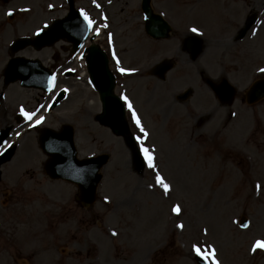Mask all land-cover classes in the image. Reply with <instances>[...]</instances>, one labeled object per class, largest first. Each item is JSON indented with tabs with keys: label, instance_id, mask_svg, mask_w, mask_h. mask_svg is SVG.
<instances>
[{
	"label": "rangeland",
	"instance_id": "1",
	"mask_svg": "<svg viewBox=\"0 0 264 264\" xmlns=\"http://www.w3.org/2000/svg\"><path fill=\"white\" fill-rule=\"evenodd\" d=\"M161 1L153 0L152 6L166 13L174 32L184 36L189 28H196L203 36V75L212 80L226 77L236 88L234 101L230 105L216 104L204 83L195 77V64L186 60L177 62L178 68L171 79L180 76L183 86L193 89L187 106L191 117L179 129L175 128L173 119L161 121L160 126L168 131L170 142L161 137L167 143L159 147L161 155L149 154L155 170L144 162L143 170L137 172L122 138H116L97 122L100 110L97 94L77 72L71 78L59 79L50 94L23 89L17 84L8 86L0 100V129L6 125L16 129L10 139L16 153L1 168L0 264H196L194 247L207 255L209 264L213 259L216 264H264L261 254L264 250L253 251L257 241L264 242V101L253 106L241 101L250 83L264 76L259 71L264 68V48L259 47L261 53L253 55L254 48L249 47L251 39L248 38L251 33L246 34L242 43L233 41L247 15L256 14L257 21L262 22L264 2L257 9L253 0H169L166 5ZM47 2L60 8L53 15L41 17L40 0H11L9 5L0 1V73L8 58L2 50L14 37L31 34L42 22L66 13L63 0ZM75 3L79 7L85 4L84 0ZM48 5L43 2L42 9L46 10ZM138 5L139 0H112L111 5L105 6L115 37L116 32L124 29L121 24L125 15L120 19L119 10L124 8L123 14L127 15L136 11ZM22 6H28L30 12L17 11L15 19L7 22L6 11ZM94 23V31L100 32L101 26ZM103 39L101 36L89 44H102L104 48ZM120 39L123 42L122 35ZM176 45L177 41L172 40L159 43L154 47V60L173 57ZM19 55L39 59L46 66L52 62L51 50H27ZM140 61V66H144L147 58L144 56ZM62 86L69 89V95L54 111L47 113L54 92ZM137 101L140 105L141 100ZM21 109L35 113L25 127L15 123L17 116L22 117ZM40 118L42 122L34 130L32 125ZM206 118L211 120L205 124ZM22 121H25L23 117ZM195 121L202 123L198 126ZM63 124L74 128L79 157L105 152L110 155L109 163L101 170L96 202L88 209L76 203L74 186L51 181L42 172L45 156L38 149V131L58 130ZM130 125L128 122L127 132H137ZM150 125L155 135V124ZM200 128L207 130V134L197 133L194 143L199 144L188 148L187 155L181 154L180 158L181 174L191 177L187 183L189 188L172 193L174 183L169 172L185 144L182 139ZM138 136L143 142V135ZM148 144L138 145V149L155 151L153 141ZM190 168L197 169L199 177L202 176L199 181L194 180L198 178L195 174L190 175ZM157 175L169 186L167 198L156 182ZM12 190L11 204L4 206L5 193ZM173 207L180 209L179 214L173 213ZM242 216L249 221L244 230L238 228ZM177 224L183 227L177 228ZM112 232L116 235H111Z\"/></svg>",
	"mask_w": 264,
	"mask_h": 264
},
{
	"label": "water",
	"instance_id": "2",
	"mask_svg": "<svg viewBox=\"0 0 264 264\" xmlns=\"http://www.w3.org/2000/svg\"><path fill=\"white\" fill-rule=\"evenodd\" d=\"M149 0H143V8L146 13L149 12L148 7ZM61 24V23H60ZM59 25V24H58ZM51 27L48 31L41 33L36 41H23L18 40L12 46V51H17L24 48L27 44L37 45L39 49L45 45H51L57 36L60 34L57 32V26ZM65 26H67L65 24ZM250 24L245 26L243 33L249 28ZM61 27V26H60ZM64 35H66V27H64ZM164 33L167 31V27L163 26L159 29V32ZM242 36V34H241ZM80 44V43H79ZM78 46V42L75 43ZM89 63V72L91 74L92 82L95 88L101 95L102 99H105V105L107 108H113L112 105L119 104L116 99L112 98L110 92V76L106 70V60L102 53L95 48L90 50V56L87 58ZM5 84L20 81L21 86L34 87L43 90H48L50 83V74L40 66L38 61H28L21 58L12 59L4 72ZM230 99L233 96V90L230 88ZM264 96V82L256 84L250 93V102ZM63 97L60 94L59 100ZM113 127H116V123H111ZM8 129L0 133V146L6 140ZM41 149L50 156V160L45 165V171L47 175L52 179L61 178L69 182L75 183L79 189L78 200L83 206L90 205L95 198V188L100 180V175L97 174L100 167L106 162V156H100L88 160L78 161L75 159V150L72 144V130L69 127H63L61 134H56L50 130H43L40 136ZM12 150L5 152L0 158V164L10 158ZM138 163L140 159L136 155ZM246 223H242V227H245ZM197 264H206L205 260L196 256Z\"/></svg>",
	"mask_w": 264,
	"mask_h": 264
},
{
	"label": "flooded vegetation",
	"instance_id": "3",
	"mask_svg": "<svg viewBox=\"0 0 264 264\" xmlns=\"http://www.w3.org/2000/svg\"><path fill=\"white\" fill-rule=\"evenodd\" d=\"M42 5H43V2L40 4V7H39L40 10H43ZM49 11L52 12L53 10H49ZM138 17L140 19V15L139 16L134 15L131 18L127 19L126 24H128L127 26L131 28L130 30L126 31L125 35L123 36V41L127 45L128 44L137 45V44L142 43V38L140 36L128 35L129 33L134 34L135 32H137V27L133 26V24L136 25V21L138 20ZM130 23H132V24H130ZM184 38H185V36H182L181 33H176L174 31H172L168 41L165 42V43H169L171 40L177 41V45L173 49V52H172L173 57L171 59V61L174 65H176L177 62L183 61L181 54H183L185 58L188 57L187 55H185V51H184V45H183ZM179 42H181V44ZM143 43H148L146 46V49L148 50V52H147L148 59H150V56L154 54V52L156 50L154 47H156L159 43H160V45L162 44V42L154 41V40L145 41ZM140 48H143L142 45H140ZM59 49L61 52H64L63 46H61ZM171 51L172 50H170V52ZM126 52L127 51L125 49V51L118 54L119 58L122 61V66L125 68H128V69H131V70H137L138 69L140 72H142L145 68V65H147L149 62L144 64V66H140V64L142 63L140 61V59H134L133 61H124L123 62L122 54L126 53ZM131 53H133V52H131ZM55 57L57 59H60V56H58V54H56ZM200 57H201V54L197 58V60H196L197 62L200 59ZM170 73H168V75H166L165 81L163 83L154 77H139L138 73H136L135 75H132L130 77H126L125 80L119 79L118 84L120 85L121 82L123 81L122 85L125 87V89L127 91L126 92L127 96L130 98V100L132 102L136 103L135 101L141 100V105L146 106L149 102L153 101L155 98H160L162 100L163 110H168V113L171 114L173 109H178V110H180L181 108L185 109L187 107V103L177 101L178 92L181 90V89H179V87H181L183 84L180 82V76L178 78L171 79L169 77ZM196 75L199 77V79L202 80L203 71L200 67H198L196 69ZM131 78L133 80L138 79V78L145 79L146 84L142 88H137L135 90V88L130 84ZM175 83H180L179 84L180 86L179 85L176 86ZM193 94H194V91H193L192 95ZM137 104H138V101H137ZM158 113L165 116V113L161 109H158Z\"/></svg>",
	"mask_w": 264,
	"mask_h": 264
},
{
	"label": "snow or ice",
	"instance_id": "4",
	"mask_svg": "<svg viewBox=\"0 0 264 264\" xmlns=\"http://www.w3.org/2000/svg\"><path fill=\"white\" fill-rule=\"evenodd\" d=\"M24 11H28V10H27V9H24ZM6 15H12V13L9 12V13H6ZM80 16L83 18V21H84L85 25H86L89 29H92V27H93V22L90 20V18H89L87 15H85V13H84L83 11L80 12ZM44 27L46 28L47 25H44ZM189 31H190V32H193V33L196 34V35H200V33L198 32V30H197L196 28H191V29H189ZM253 34H255V33H253ZM35 35L39 36V35H40V32L37 31V32L35 33ZM115 59H116V57L113 56V60H115ZM117 71L121 72L122 74H123V72H124V70L121 69V68H119V67H117ZM259 71H260L261 73H264V68H260ZM49 83H50V85H53V84H54V81H53V80H50ZM49 90H51V87H50ZM121 100L124 102L125 105L128 106V110H129V112H132V106L129 104L128 100H127L125 97H123V96H121ZM20 115H21L26 121H31V120L33 119V116L35 115V113H27V112H25L23 109H21V110H20ZM132 118H133V122L136 124V127H137L138 129H140V131L143 133V129L141 128V126H140V122H139V120L136 118V114H135L134 112H132ZM41 122H42V118L36 120V124H37V125L40 124ZM140 142H141V141H138V143H140ZM141 153H142V155H143V157H144V160H145V163H146L147 167H148L149 169H153V170H155V169H154V164H153V157H152L151 155H149L148 150L145 149V148H141ZM156 182H157L158 185H160V186L163 188V191H164L165 193H167V192L169 191V186H168V185L163 181V179H162L160 176H158V175L156 176ZM105 202L107 203V201H105ZM172 211H173L174 214H179L180 209H179L178 207H173ZM246 226H247V225H245V227H246ZM176 227H177V228H182L183 226L180 225V224H177ZM111 235L115 236L116 233H115V232H112ZM256 249L264 250V242L257 241V242L253 245V251H255ZM193 252H194V254H195L196 256L200 257L202 260L208 258L207 255H202V254H201V251H200L199 249L195 248V247L193 248ZM213 255H214V254H213ZM211 264H216V261L213 259L212 262H211Z\"/></svg>",
	"mask_w": 264,
	"mask_h": 264
},
{
	"label": "bare ground",
	"instance_id": "5",
	"mask_svg": "<svg viewBox=\"0 0 264 264\" xmlns=\"http://www.w3.org/2000/svg\"><path fill=\"white\" fill-rule=\"evenodd\" d=\"M261 1L264 2V0H253V3L252 2L251 3L253 4L254 7H257V9H258L259 3ZM259 47L260 48H264V26L259 27L258 30H257V32H256V35H255V46H254V48L257 49ZM92 104H94V103L92 102ZM185 151H186V149L182 145V149L179 152V154H180L179 157L176 156L174 158V160H173V165H174L173 167L174 168H171V171H170V168L168 169V172L170 171L169 172L170 179H172L173 180V183H174L173 186H172V188H171L172 193L173 192L183 191L186 188H189V186H188L187 183H188V180L191 177H188V176L185 177V176H183L181 174V170L179 169L180 168V165H181V160H180L181 154H185ZM189 171H190V175L191 176L195 174L198 177L197 179L194 178V180L199 181V179L202 177V176L199 177L198 171L195 168L194 169L190 168ZM169 194H171V193H169ZM164 195L167 198V193H164ZM261 254L264 255V252H262Z\"/></svg>",
	"mask_w": 264,
	"mask_h": 264
}]
</instances>
